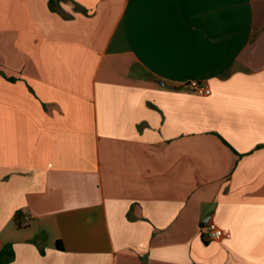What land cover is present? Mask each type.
Segmentation results:
<instances>
[{
	"label": "crops",
	"instance_id": "1",
	"mask_svg": "<svg viewBox=\"0 0 264 264\" xmlns=\"http://www.w3.org/2000/svg\"><path fill=\"white\" fill-rule=\"evenodd\" d=\"M0 70L6 264H264V0H0Z\"/></svg>",
	"mask_w": 264,
	"mask_h": 264
},
{
	"label": "built area",
	"instance_id": "2",
	"mask_svg": "<svg viewBox=\"0 0 264 264\" xmlns=\"http://www.w3.org/2000/svg\"><path fill=\"white\" fill-rule=\"evenodd\" d=\"M186 87L190 91L198 95H206V94H209L211 91L208 84L202 81L195 80V79L189 80L186 83ZM200 231H201L202 237L206 241H218V240H223V239H227L230 237V231L228 228L219 227L211 222L203 223L200 227Z\"/></svg>",
	"mask_w": 264,
	"mask_h": 264
},
{
	"label": "trees",
	"instance_id": "3",
	"mask_svg": "<svg viewBox=\"0 0 264 264\" xmlns=\"http://www.w3.org/2000/svg\"><path fill=\"white\" fill-rule=\"evenodd\" d=\"M58 0H49V6L52 9H55V6L57 4ZM1 73V70H0ZM10 80H13L14 77H9ZM20 212H15L13 219L15 221L16 226H20L21 224V219H20ZM14 258V250L12 248V243L11 242H6L2 248L0 249V264H6L10 261H12Z\"/></svg>",
	"mask_w": 264,
	"mask_h": 264
}]
</instances>
